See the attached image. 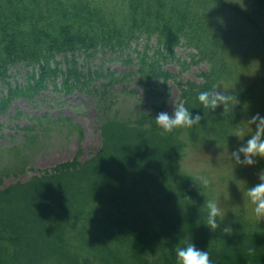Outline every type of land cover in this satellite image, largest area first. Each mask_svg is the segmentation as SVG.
Listing matches in <instances>:
<instances>
[{
  "label": "trees",
  "instance_id": "1",
  "mask_svg": "<svg viewBox=\"0 0 264 264\" xmlns=\"http://www.w3.org/2000/svg\"><path fill=\"white\" fill-rule=\"evenodd\" d=\"M246 2L249 10L226 0H0V83L7 87L0 112L47 84L65 93L83 89L100 106V143L87 159L78 160L79 150L69 162L6 186L7 171H0V264H176V248L186 241L208 251L212 264H264V221L234 213L210 232L204 206L213 199L210 188L180 169L187 139L223 145L235 135L261 84L237 83L226 92L238 101L231 112L203 109L198 101L201 91L239 81L232 59L238 28L257 30L264 20V0ZM138 40L144 44L134 50L135 71L84 72L76 61L77 55L122 54ZM179 46L189 62L176 56ZM168 59L183 69L204 63L207 72L198 73L200 83L182 81L163 69ZM16 65L29 67L22 87L8 81ZM137 73L143 86L165 91L172 80L178 103L200 114V122L161 135L155 118L164 103L157 100L121 115L113 88ZM54 121L81 134L69 118ZM27 163L24 156L10 169L23 172ZM225 225L231 235L221 232ZM249 247L255 256L246 254Z\"/></svg>",
  "mask_w": 264,
  "mask_h": 264
},
{
  "label": "rangeland",
  "instance_id": "2",
  "mask_svg": "<svg viewBox=\"0 0 264 264\" xmlns=\"http://www.w3.org/2000/svg\"><path fill=\"white\" fill-rule=\"evenodd\" d=\"M249 10L246 0H226ZM239 24V20L237 21ZM241 36L232 49V59L239 68L238 82L223 84L219 89L224 92L233 91L236 84L249 87L255 81L261 84L253 91L250 99V109L241 128L247 130L246 122L255 114L264 116V20L257 30L243 24L239 26ZM139 44V47L136 46ZM144 41L131 43L122 54L118 52H97L91 57L77 55L76 61L84 72L99 71L107 68L120 73L136 70V54L134 50H141ZM151 45V44H150ZM188 50L182 46L175 49L176 56L181 60L187 59ZM61 57L57 61H61ZM163 69L177 75L182 81L191 80L200 83L197 75L207 72L204 63L190 65L183 69L176 61L168 59ZM29 67L16 65L10 67L8 81L12 87L23 86L25 72ZM145 80H143L144 82ZM60 80H58V83ZM101 80L94 82L98 85ZM126 86L127 91L122 87ZM123 85L113 88L114 108L119 109L123 116L134 115L139 111L148 109L155 100L164 103L163 112L170 115L179 101V90L176 84L169 80L168 91L162 87L153 88L143 86L137 75L125 80ZM135 91V95L128 91ZM7 94V87L0 83V97ZM97 97L86 93L83 89H74L71 93L57 90L51 84L30 98L19 97L12 100L5 112H0V171L6 169L7 175L3 177L6 186L16 181L49 171L58 164L69 162L76 157L80 150L78 160L83 161L94 153L100 143L99 136V104ZM19 113V114H18ZM69 118L73 124L78 125L77 130L68 129L64 122L54 121L58 118ZM38 120L40 124H38ZM35 127L33 131L23 128ZM254 127V126H253ZM35 136L33 143L27 141L28 137ZM249 137H231L226 144L217 145L205 139L186 140L187 148L180 162V169L185 173L207 178L213 199L218 200V206L226 217L234 213H243L254 217L253 206L249 203L246 190L259 183L258 173L264 169V159H257L253 166L236 165L230 154L247 142ZM28 161L23 172H16L23 157ZM243 159V157H241ZM16 165V169L10 166Z\"/></svg>",
  "mask_w": 264,
  "mask_h": 264
},
{
  "label": "clouds",
  "instance_id": "3",
  "mask_svg": "<svg viewBox=\"0 0 264 264\" xmlns=\"http://www.w3.org/2000/svg\"><path fill=\"white\" fill-rule=\"evenodd\" d=\"M211 66L209 65V69ZM198 101L203 109L215 110L218 106H223L224 112H231L232 108L238 103L234 96L227 94L213 86L212 90L201 91L198 94ZM202 119L200 114L192 115L185 107L184 102L174 106V111L170 115L167 112H160L155 123L161 130V135H168L175 130L188 129L198 124ZM248 128L235 129L237 138L249 137L247 142L233 151L230 156L236 165L253 166L257 159H264V116L259 113L253 115L247 122ZM254 126V127H253ZM243 157V159H241ZM200 183L207 187L210 181L205 177H198ZM258 180L255 186L246 190V196L249 203L253 206V214L258 222L264 221V169L258 173ZM207 209L206 227L210 232H216L221 228L225 214L218 206V200L209 199L204 204ZM232 228L225 225L221 232L223 234H232ZM246 254L255 256L254 247H249ZM176 264H212L209 252L198 249L192 241H186L185 246L176 248Z\"/></svg>",
  "mask_w": 264,
  "mask_h": 264
}]
</instances>
